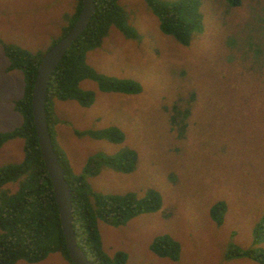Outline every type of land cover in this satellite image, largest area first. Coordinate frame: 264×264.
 Returning a JSON list of instances; mask_svg holds the SVG:
<instances>
[{"label":"rangeland","instance_id":"1","mask_svg":"<svg viewBox=\"0 0 264 264\" xmlns=\"http://www.w3.org/2000/svg\"><path fill=\"white\" fill-rule=\"evenodd\" d=\"M198 1L202 27L183 46L160 31L144 0H120L133 37L111 26L85 63L99 74L137 82L141 92L103 93L84 80L80 87L95 93L90 107L50 102L60 119L55 139L74 174L96 153H136L130 172L103 168L87 178L94 192L143 197L154 190L161 197L160 210L124 226L98 221L104 252L111 258L125 253V264H258L224 258L229 246L253 248L254 229L264 218V0H240L237 7ZM75 10L76 0H0V132L22 121L13 102L22 96L24 79L21 71L8 70L5 45L45 52ZM108 127L124 134L122 143L74 134ZM23 145L16 138L0 147V167L21 162ZM17 188L18 182L4 185L8 193ZM218 202L225 207L219 226L210 217ZM165 234L179 243L176 262L150 250ZM33 264L69 263L55 253Z\"/></svg>","mask_w":264,"mask_h":264},{"label":"trees","instance_id":"2","mask_svg":"<svg viewBox=\"0 0 264 264\" xmlns=\"http://www.w3.org/2000/svg\"><path fill=\"white\" fill-rule=\"evenodd\" d=\"M119 1L94 0L95 12L90 22L53 70L46 93L47 126L53 149L70 188L72 225L77 245L92 264H125L127 259L125 253H115L111 258L104 252L97 228L98 221L111 227H120L138 215L158 211L161 207V197L154 190H148L143 197L133 192L103 195L94 192L88 182L87 178L96 176L103 168L130 172L136 161L135 151L128 149L117 154V157L96 153L95 157L88 159L79 174H74L66 154L55 139L54 127L60 119L55 116L50 102L53 99L75 101L83 108L90 107L95 93L82 89V81L95 82L103 93L141 92L137 82L99 74L85 63L87 53L101 45L111 26L125 36L133 37L127 13ZM144 1L157 17L160 31L179 44L189 45L192 35L200 32L202 25L198 0ZM225 1L231 7L240 4V0ZM80 6L81 0H76L75 12L68 18L67 26L62 28L60 37L52 46L68 32L77 19ZM45 52L31 53L9 45L4 48L9 62L8 70L21 71L24 86L22 96L13 102L14 110L21 116V124L10 131L0 132V147L16 138L22 139L24 145L21 162L0 167V264H16L20 260L33 264L55 253L72 264L66 250L52 185L42 162L31 111V92L38 64ZM74 134L111 143H122L124 140V134L116 127L94 131L74 130ZM15 182H18L17 190L8 193L4 185ZM223 209L225 207L222 202L210 209V217L218 226L222 222ZM253 242L254 247L264 243V218L256 224ZM254 247L239 250L229 246L224 259L248 257L258 264H264V248ZM150 250L156 256L174 262L180 256L179 243L167 234L155 237L151 241Z\"/></svg>","mask_w":264,"mask_h":264},{"label":"water","instance_id":"3","mask_svg":"<svg viewBox=\"0 0 264 264\" xmlns=\"http://www.w3.org/2000/svg\"><path fill=\"white\" fill-rule=\"evenodd\" d=\"M95 12L94 0H81L77 19L68 32L42 56L31 92V111L42 162L52 185L68 256L72 264H92L77 245L72 225V197L52 146L46 120V93L50 75L66 51L84 31Z\"/></svg>","mask_w":264,"mask_h":264}]
</instances>
